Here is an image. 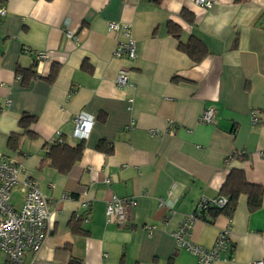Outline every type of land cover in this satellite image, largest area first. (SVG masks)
I'll use <instances>...</instances> for the list:
<instances>
[{"label":"crops","instance_id":"obj_1","mask_svg":"<svg viewBox=\"0 0 264 264\" xmlns=\"http://www.w3.org/2000/svg\"><path fill=\"white\" fill-rule=\"evenodd\" d=\"M211 2L0 0V155L20 166V179L36 181L51 215L43 245L25 251L22 264H197L172 232L203 197L221 195L232 169L262 186L261 206L250 211L241 194L230 216L205 212L192 241L211 247L228 228L232 256L212 264L264 259V0ZM109 21L131 25L134 60L113 55L122 36ZM65 23L78 41L65 35ZM191 36L207 51L199 62L178 48ZM39 52L48 58L36 60ZM32 67L35 76L23 82L17 71ZM121 67L129 83L118 87ZM210 104L216 118L205 124L199 117ZM80 112L93 117L85 140L72 135ZM22 113L35 116V138L18 126ZM57 132L84 147L65 174L40 163ZM11 133L20 135L15 148ZM112 196L136 200L122 224L106 221ZM7 260L0 251V264Z\"/></svg>","mask_w":264,"mask_h":264},{"label":"built area","instance_id":"obj_2","mask_svg":"<svg viewBox=\"0 0 264 264\" xmlns=\"http://www.w3.org/2000/svg\"><path fill=\"white\" fill-rule=\"evenodd\" d=\"M194 3L208 8L211 0H193ZM5 15V9L0 6V16ZM109 30L120 33L122 39L118 42L113 51L116 58L134 60L137 56L136 42L132 35L131 25L123 21H109ZM64 33L68 38L78 41V37L64 24ZM45 52H39L36 60L46 59ZM129 70L121 67L115 77V84L118 87L126 86L129 83ZM216 118V108L208 105L202 111L199 121L205 124L212 123ZM251 122H258L257 114H251ZM93 117L85 112H80L74 118V129L72 135L85 140L91 130ZM54 142H63L62 136L57 132ZM260 157H264V148L258 151ZM20 166L12 159L0 155V251L8 258L4 264H22L25 251L36 253L43 245L50 220V211L46 196L40 191L36 181L30 177L19 178ZM20 183L22 193L21 204L15 208L10 203L11 191L15 185ZM136 204L131 197L119 198L112 196L105 206V218L107 222L122 224L127 219L128 210ZM160 204H164L160 201ZM227 204V198L219 195L215 198L203 197L188 214L181 224L172 232L177 248H183L192 254L197 264H212L220 256L231 258L230 231L222 229L211 247H204L192 241L191 228L194 221L208 209L223 208ZM83 202L82 206H86ZM247 264H264V259H255Z\"/></svg>","mask_w":264,"mask_h":264},{"label":"trees","instance_id":"obj_3","mask_svg":"<svg viewBox=\"0 0 264 264\" xmlns=\"http://www.w3.org/2000/svg\"><path fill=\"white\" fill-rule=\"evenodd\" d=\"M182 15L186 21H192V16L190 14L184 12ZM168 30L173 36L178 37L175 24L172 25L168 23ZM178 48L183 50L194 62H199L207 53L203 43L193 36L190 37L187 43L183 44L179 42ZM55 72L56 68L52 70L48 80H51L54 77ZM17 73L23 82L28 80V78L35 76L33 67L27 70H18ZM35 120V116L28 113H22L18 120V126L23 130V133L30 138H35L36 136L35 132H33L30 128ZM19 136L20 135L17 133H11L9 135L8 146L10 148H15ZM97 147L107 153L112 152V146L104 144V142H100ZM83 148L82 142L75 146H70L64 141L61 143L52 142L48 145L47 151L40 163L42 165L44 162H47L50 166L56 168L60 173H68L72 166L81 158ZM220 194L227 198L226 206L223 208H210L208 211L212 212L213 215L225 212L230 216L234 212L238 202V197L241 194H245L248 197V209L250 211L258 209L261 206L263 188L261 185L248 182L242 170L232 169L220 188ZM76 223L77 222L72 220L70 222V226L73 228ZM68 264H79V262L71 260Z\"/></svg>","mask_w":264,"mask_h":264},{"label":"rangeland","instance_id":"obj_4","mask_svg":"<svg viewBox=\"0 0 264 264\" xmlns=\"http://www.w3.org/2000/svg\"><path fill=\"white\" fill-rule=\"evenodd\" d=\"M61 135V134H60ZM22 197V195L20 193H18V185H15L14 188L11 191V196H10V203L15 207L18 208L19 207V202H20V198ZM21 204V203H20Z\"/></svg>","mask_w":264,"mask_h":264}]
</instances>
